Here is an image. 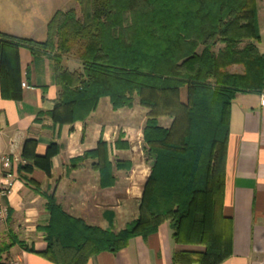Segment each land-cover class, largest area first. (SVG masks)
Returning a JSON list of instances; mask_svg holds the SVG:
<instances>
[{"label": "trees", "instance_id": "16d2710c", "mask_svg": "<svg viewBox=\"0 0 264 264\" xmlns=\"http://www.w3.org/2000/svg\"><path fill=\"white\" fill-rule=\"evenodd\" d=\"M75 1L77 7L53 14L44 41L0 32L2 95L19 97L18 51L26 47L55 61L60 94L49 113L54 123L85 120L103 97L114 109L132 108L138 98L149 110L143 133L151 173L138 216L120 231L91 226L44 194L50 220L39 228L47 244L41 254L56 264H87L168 221L177 243L204 247L175 252L177 264L223 263L233 253L231 228L217 221L230 107L238 93L264 92L257 0ZM73 52L80 70L64 65ZM234 65L242 72L230 71ZM163 117L170 126L160 124ZM35 148V140L25 141L23 156L35 166L46 167L57 153L55 144L43 157ZM107 154L103 140L87 153L102 159L103 187L115 183ZM16 243L27 247L20 240L0 244V264H8L3 254Z\"/></svg>", "mask_w": 264, "mask_h": 264}, {"label": "crops", "instance_id": "0c3cea01", "mask_svg": "<svg viewBox=\"0 0 264 264\" xmlns=\"http://www.w3.org/2000/svg\"><path fill=\"white\" fill-rule=\"evenodd\" d=\"M51 17L42 27L43 37L0 32L44 41ZM262 29L260 23L261 38ZM259 50L264 54L260 47ZM69 60L71 57L66 56L64 65L69 70L81 69L68 64ZM238 68L241 70L235 72H242L243 67L235 65ZM18 73V98L2 95L0 78V151L13 153L24 161L14 166L17 179L4 202L7 217L0 223V244L20 240L27 246L16 243L5 252L3 259L8 264H56L41 254L47 244L39 228L50 220L44 194L54 195L65 212L91 226L124 229L139 214L151 173L143 133L149 110L139 101L132 108L114 109L110 98L103 97L85 120L54 123L49 113L60 94L55 61L49 55H35L29 48L20 47ZM184 90L182 100L187 96V92L183 95ZM162 119L169 121L164 126H170V118H160L161 125ZM229 129L217 221L230 226L233 253L221 264H264V92L236 95L230 107ZM28 139L36 141L35 153L42 157L51 144L57 146V153L46 167L35 166L32 159L23 156ZM100 140L107 143V159L113 165L115 183L108 187L101 186L102 159L87 155ZM26 165L33 169L27 170ZM183 249L204 247L177 243L167 221L147 238L134 237L119 252H101L87 264H177L174 254Z\"/></svg>", "mask_w": 264, "mask_h": 264}, {"label": "rangeland", "instance_id": "374dc122", "mask_svg": "<svg viewBox=\"0 0 264 264\" xmlns=\"http://www.w3.org/2000/svg\"><path fill=\"white\" fill-rule=\"evenodd\" d=\"M77 7L75 0H0V30L15 32L20 35L35 33L37 37H43L42 27L51 15L59 9ZM258 16L261 15L262 38L260 49L264 51V0H257ZM71 57L68 64L80 66L76 53L68 55ZM235 65L230 71L235 72ZM243 70V69H242ZM183 95H186L184 90ZM186 98V97H185ZM139 99H136L138 102ZM168 118V117H167ZM162 124L169 121L162 119Z\"/></svg>", "mask_w": 264, "mask_h": 264}, {"label": "built area", "instance_id": "2783aa9c", "mask_svg": "<svg viewBox=\"0 0 264 264\" xmlns=\"http://www.w3.org/2000/svg\"><path fill=\"white\" fill-rule=\"evenodd\" d=\"M24 162L13 153L0 151V223L7 217L5 200L17 179L14 171L15 164Z\"/></svg>", "mask_w": 264, "mask_h": 264}]
</instances>
